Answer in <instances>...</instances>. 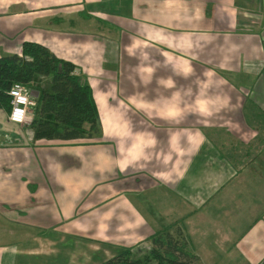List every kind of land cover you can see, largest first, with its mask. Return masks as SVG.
<instances>
[{
  "label": "crops",
  "instance_id": "0c3cea01",
  "mask_svg": "<svg viewBox=\"0 0 264 264\" xmlns=\"http://www.w3.org/2000/svg\"><path fill=\"white\" fill-rule=\"evenodd\" d=\"M27 42L75 66L101 130L37 140L0 111V264H102L165 230L264 264V0H0V58Z\"/></svg>",
  "mask_w": 264,
  "mask_h": 264
},
{
  "label": "trees",
  "instance_id": "16d2710c",
  "mask_svg": "<svg viewBox=\"0 0 264 264\" xmlns=\"http://www.w3.org/2000/svg\"><path fill=\"white\" fill-rule=\"evenodd\" d=\"M74 71L71 62L43 45L24 43L22 55L0 58V111L11 112L8 93L15 84H23L38 94L31 124L35 139L70 141L99 134L101 120L93 91ZM148 242L151 246L141 254L134 251L139 247L125 248L102 264H201L182 231L165 230Z\"/></svg>",
  "mask_w": 264,
  "mask_h": 264
},
{
  "label": "built area",
  "instance_id": "2783aa9c",
  "mask_svg": "<svg viewBox=\"0 0 264 264\" xmlns=\"http://www.w3.org/2000/svg\"><path fill=\"white\" fill-rule=\"evenodd\" d=\"M74 73H78L77 70ZM30 89L15 84L9 91L11 98L10 121L19 126H30L34 120V111L37 107V100L32 98Z\"/></svg>",
  "mask_w": 264,
  "mask_h": 264
},
{
  "label": "rangeland",
  "instance_id": "374dc122",
  "mask_svg": "<svg viewBox=\"0 0 264 264\" xmlns=\"http://www.w3.org/2000/svg\"><path fill=\"white\" fill-rule=\"evenodd\" d=\"M147 246L150 247V245H148V244H147ZM138 247L139 248H135L134 251H135V253H140V254L145 252V250H146L145 248H147L144 245H141V246H138ZM135 256H137V255H135Z\"/></svg>",
  "mask_w": 264,
  "mask_h": 264
},
{
  "label": "water",
  "instance_id": "95a60500",
  "mask_svg": "<svg viewBox=\"0 0 264 264\" xmlns=\"http://www.w3.org/2000/svg\"><path fill=\"white\" fill-rule=\"evenodd\" d=\"M34 97H38V95H37V94H35V95H34Z\"/></svg>",
  "mask_w": 264,
  "mask_h": 264
}]
</instances>
